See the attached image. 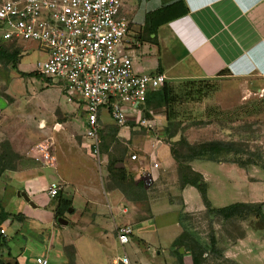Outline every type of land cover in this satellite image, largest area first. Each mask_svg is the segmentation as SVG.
<instances>
[{
	"label": "crops",
	"instance_id": "0c3cea01",
	"mask_svg": "<svg viewBox=\"0 0 264 264\" xmlns=\"http://www.w3.org/2000/svg\"><path fill=\"white\" fill-rule=\"evenodd\" d=\"M174 2H178L180 7L185 9V14L158 26L155 34L148 36L152 40L149 42L146 34V16ZM121 3L122 14L128 21L127 38L130 41L128 53L136 73L143 74L141 72L143 70L148 71V74L159 72L165 76L166 82L167 79L185 83L194 80L210 81L222 77L234 80H264V0H137L135 3H132V0H121ZM143 47L145 51L142 50ZM142 52L148 57L143 68L138 64ZM24 54L25 50H22L17 61ZM30 71L20 74H33ZM28 78L30 77L22 79ZM7 92L8 86L2 95L12 101L7 102L0 96L2 103L0 104V145L4 143L8 145L16 160L11 170L0 174V230L4 233L0 238V264H33L36 257L45 258L49 264L47 253L50 251L45 249L43 253L38 254V250L33 246L37 241L32 237L22 245H12L7 229L13 225L15 233H19L25 239L23 235L26 234L21 233L22 228L27 227L29 231L39 233L41 225H50L60 230L68 226V215L75 217L70 223L79 226L81 233L74 243H70L67 237L63 238L60 235L55 242L58 243L56 248L50 246L49 249H56L57 254L62 258L60 263L55 260L56 264H121L117 260L122 257L127 259V264H136L135 260H129L127 252L140 255V248L147 249L145 254L148 253V259L151 261H153L152 257H157L156 264H173L175 258L170 249L171 243L182 231V226L179 224L180 213L191 215L204 213L200 198L199 202L192 203V198L195 194L198 195L197 191L189 186L173 188L171 195L176 199L169 200L170 203L162 197L161 192L150 193L146 189L144 196L140 198L146 205L143 209L137 208L134 200L124 198L119 190L106 189L104 186H100L101 189L97 192L84 190V198L73 188L66 191L69 193L66 196L62 193L63 185L56 173L55 160L50 149L51 137L46 133L45 124L48 120L42 118L30 120V115L25 113V110L20 113L15 111L18 108L15 107L17 102ZM26 98L25 96V104L22 103L21 109L24 106L26 108L32 95L28 94V99ZM73 108L78 109L75 106ZM75 109L67 111L64 109L63 112L68 115L78 114V117L80 112L81 119L84 120L81 109H78V113ZM150 112L153 113L152 110ZM34 124L40 132L39 137L31 136L30 130ZM53 125L59 127L57 123ZM122 129L124 128L120 130ZM80 141L85 148L82 138ZM156 148L153 152L154 156L149 158L148 153H143L144 159L150 161L157 159L158 156L163 157L166 163L164 165L161 160L162 170L173 171L174 164L169 156V148L160 141H157ZM139 149L141 148L135 149L138 160L142 155ZM100 162V169L96 163L99 171L104 165L102 160ZM190 165L191 170L198 173L205 182L204 174H200L192 164ZM123 168L126 169V165L123 164ZM158 173V171L154 172L156 176ZM52 182L59 186L57 194L60 198L69 201L67 206L61 207L55 198H48L46 189ZM20 193L28 198L33 207L17 196ZM41 195L46 200L42 201ZM151 195L160 199L154 201ZM75 197H79L81 202ZM75 203L80 209L76 213L72 208ZM247 203L257 204L260 201L253 200ZM163 204L167 205L171 213H176V219L172 224V230H163L160 233L168 242L167 245L163 248L159 245L156 248L152 245L151 236L154 237L159 232L149 233L143 225L145 222L155 220V215L151 212L152 207H162ZM57 207L60 208L59 213ZM104 208L108 210L110 220L106 219ZM25 217L28 220H25ZM58 218L66 224L57 223ZM33 221L37 223L36 226L31 225ZM123 226L130 227L131 235L128 242L136 238L137 246L134 244L124 247L119 244L116 229ZM243 230L240 238L235 239L234 242L227 240L221 245L224 248V258L237 264L239 263L236 259L241 254L244 239L248 237L245 233L246 229ZM128 242L125 245L129 244ZM29 243L31 245H28ZM11 246L14 250H11ZM67 247L72 249L68 258ZM188 260L190 261L189 257L182 258L184 264H189Z\"/></svg>",
	"mask_w": 264,
	"mask_h": 264
},
{
	"label": "rangeland",
	"instance_id": "374dc122",
	"mask_svg": "<svg viewBox=\"0 0 264 264\" xmlns=\"http://www.w3.org/2000/svg\"><path fill=\"white\" fill-rule=\"evenodd\" d=\"M136 1L132 0V3ZM141 8L142 5L140 12ZM0 44L10 49L7 43L1 41V38ZM22 46L26 49L25 54L17 61L15 69L10 68L11 62L4 59L0 60V96L7 102L12 101L2 95V92L8 86L7 94L14 97L17 102L15 107L18 108L15 111L20 113L25 110V113H29L30 120L38 118L48 120L45 124V127L47 126L46 133L51 137L50 149L55 160L56 173L63 185L62 193H65L66 196L69 194L66 191L71 188L84 198V190L97 192L101 189L100 186L105 187L108 160L109 163L114 162L113 168L116 170L124 169L123 164L126 165L125 170L129 173L131 172L135 180L134 175L136 172L135 168L138 166L137 163H143L147 167V161H149L146 158L144 159L143 153H148V158L154 156L153 152L157 149V141L162 142L169 148L168 138L162 135V130L167 125V121H169L173 124L181 123L180 125H182V129L177 131L171 142H176L181 137L189 145L186 149L175 148L178 154H188L191 152L189 148L194 151L199 144L214 141L233 142L237 148L243 149V155H229L225 160L221 159V163L201 161L190 163L196 171L202 175L204 174L206 198L213 208L219 209L233 203H247L253 200L260 201V203H254L253 205L260 204L261 207L264 205V80H234L222 77L210 81L194 80L185 83L167 79V87H170L169 101L164 107L152 109L153 118L150 116V119L151 121L153 120L152 124L154 126L151 128L140 127L139 130L128 128L127 130L122 129V132L120 129L110 125L106 115L102 114L101 122L105 124L103 129L113 127V129H117L118 133L115 142L109 147L105 149L103 146L99 147L100 160L104 164L99 171L96 161L89 156L85 150L86 148H83V143H80V135L83 133L84 124L80 112L79 117L77 116L78 114L68 115L63 112L64 109L67 111L75 108H73L72 104L66 102L61 87L49 86L42 79L35 77L28 79L19 77L21 76L20 72H29L36 61L44 58L33 44L26 43ZM12 49L19 51L17 48ZM19 49L21 53L22 47L20 46ZM142 50L145 51V48L143 47ZM140 55L138 64L143 68L148 57L144 55V52ZM141 72L143 74L149 73L146 70ZM28 94L32 95V98L28 100L26 108L24 106L21 109L20 107L23 106L22 103L25 101L24 97L26 96V99H28ZM0 104L2 103L0 102ZM140 108L143 109L142 106ZM78 109H75V112L78 113ZM53 123H57L59 127H54ZM128 126H130L129 123ZM106 131L107 129L103 130V133H106ZM30 133L32 137L40 136L35 124L32 125ZM134 146L141 148L139 152L142 155L139 160L137 157V162L128 160L129 155H136L137 151ZM170 159H172L171 156ZM155 160L159 162L157 169L159 173L157 176L154 175V181L146 189L150 193L159 191L167 201H175L176 198L172 197L171 192L173 188L182 187L179 182L180 168H178V165L180 164H176L173 161L174 170L169 172V170L163 171L160 166L161 160H163L165 165V158L158 156ZM250 161L254 163L244 166L243 169L238 168V164H247ZM180 163L182 164L181 161ZM117 164H121L122 167H115ZM190 164L188 166L191 169ZM41 197L43 198L42 201L46 200L44 196L41 195ZM151 197L154 201L160 199L157 196L151 195ZM199 198V195L195 194V197L192 198V203L199 202ZM14 199L17 200L16 197ZM75 199L81 202L79 197H75ZM20 202L23 203V201ZM169 202L171 203V201ZM134 203L140 209L146 206L139 197H135ZM77 205L76 203L72 205L75 213L80 211ZM103 210L106 219L110 220L108 210L106 208ZM168 210L166 204H163L162 207H152L151 212L155 215V220L145 222L143 225L149 233L159 232L154 237L151 236L153 247L158 248L160 245L163 248L168 243L160 234L163 230H172V224L175 222L176 213H171ZM242 211L243 213L240 217L230 220L221 219L217 215L208 218L204 213H193L189 220L185 222V226L191 229V232L199 239H202L203 243H207L209 237L215 239L217 250L222 251V253H224V248L221 247L222 243H226L227 240L234 242L235 239L243 235L244 228L248 237L244 239L243 249L240 251L241 254L236 261L239 264H264V219L260 217L259 213L257 214L254 211L248 213L244 209ZM67 217L69 219L68 226L60 230L52 228L50 225H41L39 233L29 231L27 227L22 228L21 233L26 234V236L23 235L25 239L19 233H15L12 225L7 229L8 238L11 240L10 243L19 246L32 237L37 241L33 246L38 250V254L43 253L47 249L50 251L47 253L49 264H56L55 260L60 263L62 258L57 254L56 249H49L50 246L52 245L56 248L58 243L55 242H57L60 235L63 238L67 237L70 243H74L81 233L79 226L70 223L73 222L75 217L69 215ZM82 217L84 218V212ZM25 220H28V218L25 217ZM36 224L35 221L31 223L32 226H36ZM128 243L124 247H130L134 244L137 246L136 238L130 239ZM28 245L31 244L29 243ZM11 248V250H14L12 246ZM71 250V248L67 247V258L71 256ZM139 250L141 251L140 255L127 252L130 261L135 260L136 264H156L157 257H152L153 261H151L148 259V253H146L147 255L145 254L147 249L140 248ZM179 250L182 249L177 251L179 254H183ZM247 251L248 253H246ZM170 252H173V248L170 249ZM182 256L188 257L185 253ZM223 257L224 254L220 259L217 256L211 257L208 255L204 257L203 264H229L222 260ZM188 263L190 264L189 260ZM173 264H176L175 260Z\"/></svg>",
	"mask_w": 264,
	"mask_h": 264
},
{
	"label": "built area",
	"instance_id": "2783aa9c",
	"mask_svg": "<svg viewBox=\"0 0 264 264\" xmlns=\"http://www.w3.org/2000/svg\"><path fill=\"white\" fill-rule=\"evenodd\" d=\"M127 29L121 0H0L1 41L22 50H26L23 44L30 43L40 51L44 58L32 65V73L49 80L51 86H60L66 102L81 109V138L99 169L100 133L105 125L102 114L118 129L151 128V119L144 117L140 107L166 83L163 74L133 70ZM128 160L137 162V156L131 154ZM149 163V167L139 163L135 168L134 178L145 188L154 181L159 164L155 159ZM59 189L56 183H49L48 198H55ZM130 235V227L116 229L120 245ZM3 236L0 230V238ZM117 261L127 264L125 257ZM33 264L48 263L36 257Z\"/></svg>",
	"mask_w": 264,
	"mask_h": 264
},
{
	"label": "trees",
	"instance_id": "16d2710c",
	"mask_svg": "<svg viewBox=\"0 0 264 264\" xmlns=\"http://www.w3.org/2000/svg\"><path fill=\"white\" fill-rule=\"evenodd\" d=\"M185 14V9L181 8L178 2H174L170 5H165L163 8L157 9L153 13H150L146 16L145 22L147 24L146 34L147 40L151 42L152 40L148 38L149 35L155 34V29L165 24L169 21H172L176 18L181 17ZM10 49L4 47L3 44H0V60L4 59L11 62V68L14 69L15 63L19 57L20 49L17 46L12 44H8ZM17 48L19 51L12 49ZM156 74H159L156 73ZM25 77H35L37 79H42L46 84L50 85L49 80L36 76L35 74L23 75L21 74V78ZM170 97V87H167L165 83L163 87L159 90H156L150 93L144 103L143 113L144 117L149 119L150 115L147 113L151 111L153 108L164 107L169 101ZM130 126H133V122H128ZM167 125L162 130L163 137L168 138L169 140V152L172 160L178 165L179 170V182L182 187L189 186L193 187L199 197L200 201L204 207V214L206 217H214L220 216L221 219L230 220L236 217H240L243 213V209L245 212H256L260 214V217L264 219V214L261 211V205H253V204H245V203H234L228 205L223 208H212L210 206L209 201L206 198L205 192V183L202 180V177L193 172L188 164L193 161H201V162H212V163H221V159L225 160L229 155L237 156L239 154H244L243 149L237 148L233 142H220L214 141L209 143L199 144V146L195 147L193 151L192 148H189L191 152L188 154H178L176 149H182L189 145L185 142L181 137L178 138L176 142H171V139L176 135L179 129H182L181 123L173 124L172 122L167 121ZM106 133H103V130H106ZM117 129H113V127H106L102 129L100 133V146L109 147L111 144L115 142V138L117 135ZM176 148V149H175ZM16 160V156L9 150L8 145L1 144L0 145V174L5 171H9L12 169V164ZM113 161V160H112ZM182 162V164L180 163ZM111 162V160H110ZM235 164V162H233ZM254 163L250 161L249 163H241L238 164V168L243 169L244 166ZM113 163L107 162L106 173H107V181L105 184L106 189H117L119 190L124 198L129 200H134L136 198H141L144 196L146 188L143 186L140 180H134L132 177V173L126 171L125 169H114ZM237 164V163H236ZM263 166V165H262ZM107 185V186H106ZM56 202L61 204V207H65L69 204V201L62 200L60 195H56ZM59 207H57V212L59 213ZM192 215L186 213H180L179 215V224L182 226V231L174 239L171 243V247L173 248V256L175 258L176 264H184L182 261L183 254H187L190 259V264H203L204 257L210 255L211 257L217 256L219 259L223 256L222 251L217 250L216 240L209 237L207 243H203L202 239H199L195 234L191 232L187 226H185V222L189 220ZM242 235V234H241ZM241 237V236H240ZM239 237V238H240ZM178 249L183 250V254L178 253ZM226 263L229 264H237L234 261L223 259Z\"/></svg>",
	"mask_w": 264,
	"mask_h": 264
},
{
	"label": "water",
	"instance_id": "95a60500",
	"mask_svg": "<svg viewBox=\"0 0 264 264\" xmlns=\"http://www.w3.org/2000/svg\"><path fill=\"white\" fill-rule=\"evenodd\" d=\"M175 139H176V138H175ZM115 167H122V165H121V164H117ZM17 196H20L24 201H26L27 203H29V205H30L31 207H33L32 203H30V202L28 201V198H27L23 193H20V194H18ZM261 211H262V213L264 214V205H262V207H261ZM57 223L62 224V225H65V224H66L65 221H63V220L60 219V218L57 219ZM179 251L182 252V250H179Z\"/></svg>",
	"mask_w": 264,
	"mask_h": 264
}]
</instances>
